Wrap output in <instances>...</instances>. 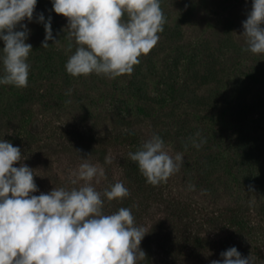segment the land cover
Listing matches in <instances>:
<instances>
[{"label":"rangeland","instance_id":"obj_1","mask_svg":"<svg viewBox=\"0 0 264 264\" xmlns=\"http://www.w3.org/2000/svg\"><path fill=\"white\" fill-rule=\"evenodd\" d=\"M252 3L161 0L167 23L158 43L139 58L133 73L110 79L66 72L77 47L73 39L68 50V19L55 13L53 0H37L33 20L22 22L33 49L28 87L0 84V140L20 148L42 122V136L55 143L71 139L83 145L82 136L87 142L132 130L142 143L159 135L170 154L183 156L179 172L167 182L199 210L195 226L218 237L225 212L243 211L256 227L229 242L242 257L251 256L252 264H264V54L243 51L242 36ZM41 13L45 22L51 17L55 37L48 48L42 47ZM4 46L0 40V51ZM192 138L205 142L196 148ZM21 154L20 166L30 167L33 162ZM76 161L64 155L57 164L72 175L84 163ZM177 256L178 264L217 260L210 250L194 253L190 247Z\"/></svg>","mask_w":264,"mask_h":264},{"label":"clouds","instance_id":"obj_2","mask_svg":"<svg viewBox=\"0 0 264 264\" xmlns=\"http://www.w3.org/2000/svg\"><path fill=\"white\" fill-rule=\"evenodd\" d=\"M36 6L37 0H0V40L5 45L0 51L2 85L28 87V60L33 49L26 43L30 30L22 22L33 20ZM53 9L68 19V50L73 39L77 45L65 65L73 77L95 73L115 79L133 73L139 58L158 43V33L167 23L161 0H53ZM38 21L44 23L46 31L42 47L48 48V41L55 40L51 17L45 22L41 13ZM262 25L264 0H253L243 22V51L264 54ZM204 142L192 138L196 148ZM128 155L153 186L167 183L183 163L182 154H170L159 135ZM22 160L19 147L0 140V264H140L145 259L140 245L148 232L135 224L131 209L103 212L102 196L122 201L130 195L123 182L114 183L103 193L97 191L92 182L99 184L105 171L85 159L72 173L75 178H70L73 185L84 182L78 188H54L47 194L30 195L39 191L36 175L24 164L13 166ZM106 163L111 160L106 158ZM221 256L222 260L211 264H252V257H242L236 247Z\"/></svg>","mask_w":264,"mask_h":264},{"label":"trees","instance_id":"obj_3","mask_svg":"<svg viewBox=\"0 0 264 264\" xmlns=\"http://www.w3.org/2000/svg\"><path fill=\"white\" fill-rule=\"evenodd\" d=\"M44 125L42 122L40 129L31 128L27 141L20 146L23 155L33 162L30 168L36 175L34 177L36 184L46 188L45 191H37L30 195L47 194L54 188H78L84 183L79 181L73 185L70 178L75 177L69 170L59 168L57 162L64 155L71 157L74 162H77L76 160L85 162L86 159L88 163L102 167L105 177L99 184L93 183L97 191L103 193L106 188L110 190L111 185L120 181L130 192L122 201H108L102 196L103 212L113 214L121 207L129 208L135 217V224L144 227L148 232L140 245L146 253L140 264H178L177 254L185 247H190L194 253L210 250L216 255L217 260H222L221 253L233 247L229 242L230 238L236 239L241 232L252 233L256 227L252 218L239 209L225 212L226 223L220 227L226 232L224 236L219 235L220 228L216 231L218 234L216 237L207 230L195 226L199 224L196 217L199 210L174 194L168 182L158 186L147 183L138 163L129 158L128 154L136 152L142 145L139 134L134 130L130 133L108 134L87 142L82 136L84 144L77 145L71 139L55 143L53 139L45 138L42 136ZM106 158L110 159L111 163H106ZM13 166L20 167V163L17 162Z\"/></svg>","mask_w":264,"mask_h":264}]
</instances>
